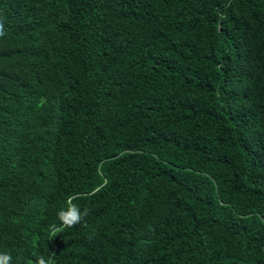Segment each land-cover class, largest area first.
I'll list each match as a JSON object with an SVG mask.
<instances>
[{
	"label": "trees",
	"instance_id": "16d2710c",
	"mask_svg": "<svg viewBox=\"0 0 264 264\" xmlns=\"http://www.w3.org/2000/svg\"><path fill=\"white\" fill-rule=\"evenodd\" d=\"M41 256L264 264V0H0V264Z\"/></svg>",
	"mask_w": 264,
	"mask_h": 264
},
{
	"label": "clouds",
	"instance_id": "9594fccd",
	"mask_svg": "<svg viewBox=\"0 0 264 264\" xmlns=\"http://www.w3.org/2000/svg\"><path fill=\"white\" fill-rule=\"evenodd\" d=\"M86 215V212L84 213ZM65 214L64 213H58V218L61 219L62 223H65L63 221V216ZM74 219L72 221H68L66 222V226L67 227H72L74 226L75 224L79 223L82 219V216L80 214H77V213H74ZM9 261L11 260V257H8L7 258ZM36 264H52L51 260L50 259H45L43 256L39 257L38 260L36 261Z\"/></svg>",
	"mask_w": 264,
	"mask_h": 264
}]
</instances>
